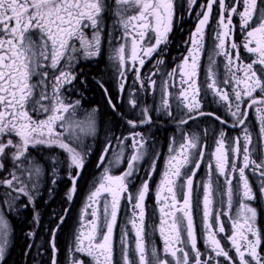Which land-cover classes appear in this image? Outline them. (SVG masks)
Here are the masks:
<instances>
[{
  "label": "snow or ice",
  "instance_id": "6c2138e0",
  "mask_svg": "<svg viewBox=\"0 0 264 264\" xmlns=\"http://www.w3.org/2000/svg\"><path fill=\"white\" fill-rule=\"evenodd\" d=\"M197 2L0 0V261L12 235L9 216L31 207L27 237L34 241L41 187L58 184L65 168V199L74 201L89 141L100 131L99 109L73 98L76 68L107 53L115 95L96 83L116 122L105 132L101 171L80 210L67 264H264L254 206L264 201V0H204L198 11ZM185 12H195V27L168 69L169 35ZM152 60L154 70L143 73ZM161 117L176 134L154 190L158 223H150L146 201L162 153L144 129ZM206 118L217 127L201 128ZM116 123L127 132L117 135ZM45 149L49 159L41 162L33 152ZM202 168L205 177L197 179ZM62 212L49 229L50 264H58L56 237L70 209Z\"/></svg>",
  "mask_w": 264,
  "mask_h": 264
},
{
  "label": "flooded vegetation",
  "instance_id": "af4514ba",
  "mask_svg": "<svg viewBox=\"0 0 264 264\" xmlns=\"http://www.w3.org/2000/svg\"><path fill=\"white\" fill-rule=\"evenodd\" d=\"M204 3V0H198L196 9L199 10V4ZM235 22L238 24V17L235 18ZM196 16L195 12L189 15L187 12L183 13V18L174 27L172 33L169 35L168 50L165 53V63L168 69L174 66L178 61H174L173 58L177 57L181 52L185 51L184 41L188 39L190 30L195 27ZM213 21V26H214ZM240 35L237 32L236 39L239 41ZM107 48V44H105ZM246 57V54H245ZM159 58V57H157ZM155 60L146 62L142 72L147 74L154 70L153 65ZM78 79L74 82L75 95L73 98H82L83 107L85 109L91 107H97L99 109V121L100 131L97 138L94 141H89L93 145L92 154L88 157L86 166L82 172V175L78 181V191L75 195L74 201L68 203L65 199V193L71 182L66 177V168L62 170L61 176L64 178L59 181L58 184L52 185L50 181L45 183L41 187V194L36 201L37 208L40 214V224L37 229V235L33 240L27 237V233L33 229V209L31 207L21 209L20 212L13 213L9 216V221L12 227V235L10 242L5 253V257L0 264H50L51 250L49 249L48 240L50 238L49 229L56 225L58 215H64L62 209L69 208L70 212L67 214L65 222L61 226L57 237L56 244L58 247L57 261L58 264H67L68 246L72 239V234L79 223L80 210L85 202V198L88 195L89 188L95 181V178L100 174L101 169L96 167L99 155L103 149L105 142V132L108 128L113 127V123L116 122V117L111 114V110L108 108L102 90L98 87L96 80H103L105 86L113 92L115 95V80L113 78V71L107 60V53L101 56L98 60L81 61L76 68ZM157 91L156 99H159V84L161 77L157 75ZM84 81V83H81ZM132 75L129 74L128 86H132ZM138 87V86H137ZM148 103H152V97H148ZM206 111H215V105H206ZM222 114V113H221ZM155 115V113L153 114ZM249 119L252 121V125L255 128V113L254 110H250ZM200 127H209L213 129L217 127V122L210 119H205L203 122H199ZM127 132V128L120 127L119 123H116L115 132L117 135L120 132ZM145 134L151 137V143L155 144L157 151L161 152L162 155L158 160V169L155 173L154 179L151 183V193L147 197L148 205V219L152 223L154 220L158 223V216H154L156 203L154 190L157 182L160 179V173L164 167V159L167 155L169 138L176 134L175 124L169 123L166 118L161 117L156 120L153 125L149 128L145 126ZM239 130H229L230 135H235ZM209 151L213 146L212 140L208 141ZM58 152L59 150H55ZM34 156H37L41 162H47L49 159V151L47 149L42 152H33ZM62 158V157H61ZM126 166V165H124ZM122 166V167H124ZM148 165L145 164V167ZM122 170V168L120 169ZM120 170H116L117 174ZM205 177V169L202 168L197 176V179H203ZM250 180L253 183L254 191L255 178L250 176ZM139 184V180L137 181ZM53 189L52 193L49 194L47 188ZM3 189H0L2 192ZM255 207L258 209V227L264 230V201L259 199L255 202ZM126 210L122 211L120 216V222H125ZM197 231L199 244L198 246L203 249V234L201 229V218L196 217ZM230 227V226H229ZM230 234V232H229ZM117 240L119 239V229L116 232ZM158 247L162 248V244L158 233L154 236ZM30 243H34L35 246L31 249L28 248ZM222 243L228 246L227 241L224 240ZM30 252V255L26 253ZM234 255V252L232 253ZM90 264V262H89Z\"/></svg>",
  "mask_w": 264,
  "mask_h": 264
}]
</instances>
